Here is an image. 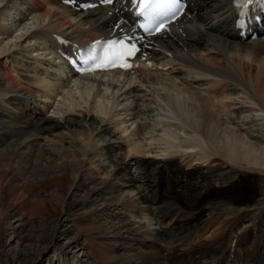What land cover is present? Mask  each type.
<instances>
[{
    "label": "bare ground",
    "instance_id": "bare-ground-1",
    "mask_svg": "<svg viewBox=\"0 0 264 264\" xmlns=\"http://www.w3.org/2000/svg\"><path fill=\"white\" fill-rule=\"evenodd\" d=\"M127 3L77 10L57 0H0V207L40 213L47 224L36 230L35 241L42 248L55 242V255L72 264H97L89 251L102 246L115 264H169L179 257L175 240H168L179 238L169 235L172 227L140 216V204L151 213L162 205L149 194L153 180L124 177L128 161H140L141 168L147 163L141 158H149L193 169L206 164L217 175L225 165L264 174V27L257 39L239 41L230 0H192L189 16L147 41V56L132 72L69 75L52 32L89 40L115 24L120 29ZM248 67L254 75H244ZM18 102L19 110L9 106ZM52 137L56 144L47 142ZM77 137L84 148L75 149L79 159L73 161L62 143ZM113 148L116 162L101 163L112 159ZM90 161L110 167L107 179L93 175ZM214 186L186 198L189 214ZM100 192L108 196L97 211L125 208L138 236L125 234V221L106 220L103 241L86 236L81 243V234L72 233L66 199L78 195L86 207ZM20 215L7 224L12 234ZM109 243L113 247L105 248Z\"/></svg>",
    "mask_w": 264,
    "mask_h": 264
},
{
    "label": "rangeland",
    "instance_id": "rangeland-1",
    "mask_svg": "<svg viewBox=\"0 0 264 264\" xmlns=\"http://www.w3.org/2000/svg\"><path fill=\"white\" fill-rule=\"evenodd\" d=\"M242 69L245 70V72H247L246 68H242ZM251 69L252 67H248L249 71ZM250 72H247V74L250 75L252 73L251 75H254L256 69H253V72L251 73ZM19 105L20 103H18V107L16 106V110L17 108L19 110L20 108ZM215 107L218 110L220 109L222 110V107L218 104H215ZM29 113L32 114L31 112ZM30 116L33 118L34 113L33 115H29V118ZM45 119L48 121V124L49 123L52 124L55 122L54 119L52 120L51 119L49 120L48 118ZM32 135L33 134L28 135V137H26L25 139L29 140L32 137ZM79 135L82 136L81 134ZM77 138L71 140V143L70 141H65V142L62 141L64 142L62 143L58 139V141L62 143V145H64L66 149L70 150L67 151V153L70 159H73V161L79 159V155L75 156V154L77 153L76 152L77 150L75 149H78L79 152H81L84 148L82 147L83 144H81L79 140L81 137H79L78 139ZM48 140L49 141L47 142L53 145L56 144L55 141L57 140V137H52L51 139ZM51 144H49V147H51ZM32 147H33L32 149H35L37 146L33 145ZM115 150H116L115 148L111 149V152L113 154L112 159H110L109 157L108 159L100 162L101 163L106 162L109 165L112 162L110 160H113L112 164L115 163L116 160L114 161L115 158L114 154L116 155L119 152L118 150L116 151ZM25 151L26 149L24 148L22 152ZM131 161L127 162V166ZM134 161L135 163H133L132 161V163L129 164V170L131 171L128 170L129 174L127 172V174L124 175V177L126 178L127 176L128 178L130 174H133L137 177L139 175H143V176L146 175L145 178L153 180L154 181L153 184L154 185L156 184L155 187L154 186L152 187L151 193H149L151 194V199L153 198L157 202V204L159 202L160 204L166 205L168 209L171 210V212H173L175 209L181 214V217L177 221L175 219L174 224L173 222L170 223L168 222V224H164L163 227H167V228L173 226L169 235H174V232L176 230L179 229L182 230L183 226L187 228L186 230L188 233L191 232V234L189 235L184 234L183 236L182 235L179 236L180 239H182L183 237H187L182 241L181 246L178 245V242L173 243V250L176 251L179 256L181 255L180 250L185 251L184 248L190 250L189 245L193 241L191 238L194 239V237H189L190 235H195V237L197 235H200L201 237L202 236L205 237L204 240H198L191 243L190 245L191 247L198 246L199 243L202 244V242L209 243L210 241V244L212 245L208 246V250H211L214 254L215 252H222L227 247V244L231 240V235L229 234L230 231H228L227 227L224 226H228V228L231 229V227L229 226L231 225L233 229L234 228L238 229L241 228L243 222H247L253 219L255 220L254 223L255 225L252 226L254 227V229L250 230V232L249 230L246 231L244 230L241 231L240 233L241 235L244 236L243 237L244 239L243 240L241 239L240 243H243L247 238L246 240L247 244L245 241V246H242V248L245 249V251L248 253L250 257L253 258L254 252L253 250L249 249L248 243L252 241L257 243L260 240L261 243L264 242V174H259L253 171L250 172L247 170L240 171V169L236 167H229L228 165H225L223 169L220 171L221 174L217 175L214 173V171H210L206 166V164L196 167L194 169L196 171L193 172L189 171L190 169L189 167L187 166L185 167L184 165H182L181 168L177 171L180 173V179H179L176 177L177 173H174L175 171L172 172V170H170L171 167H167V165H172L171 163L168 164L169 161L154 162L155 164L157 163V165H155L153 164L154 160H149L151 162L148 161L147 165H143L145 168L143 167L141 168L140 161L139 163H136L137 160ZM172 161H176V160H172ZM90 162H91V169L93 175L101 179V181L107 179L108 177L107 173L109 168L106 169V167H109L110 165L108 166L106 164L104 168L103 166H99L97 163H94L97 162L96 159L94 160V162L93 161ZM162 166L167 168L163 169ZM173 167H174L173 169L176 168L175 166ZM177 167H179L178 163H177ZM143 169H147L146 170L147 172L144 171ZM214 183L216 184V186L212 187L208 191L207 193L208 195L206 199L202 201L193 211H191L192 213H196L197 209H199L198 210L199 212L194 216L190 217L189 211L191 209H189V205L187 206L186 204V202H188L186 201V198L195 196L198 192H201L203 190L205 191V189L209 187V185H212ZM138 184L141 185L142 181H139ZM159 190L162 191L161 196H158L157 192ZM107 196L108 194H106V192L98 193L94 197L95 200L91 203L86 204V207L80 206L81 200L79 199L78 195H75L73 199L72 198L66 199V205L64 208L65 216H66V224L69 226V229L72 230V233L76 232L81 234L80 237L81 243L86 242L85 240L86 236L91 238L93 237L94 239L97 238L99 241H103V239L100 238V237L103 238V236H100L101 232H103L101 223H106V221H112V222L125 221L124 222L125 223L124 228L126 227L125 234L128 235V237H131V231H133L137 234L136 236L139 235L140 228L138 227L136 228V226L133 227L132 224L129 225V222L131 223L129 218L132 219L134 217L131 214H127L125 208L119 207L120 209H118L119 210L118 211L109 207V209L107 208V210L101 211V213L97 211L99 204L102 202L103 199L107 198ZM184 196L185 198H183ZM145 205H147V203H144L143 207L140 208V212H141L140 216L146 214L147 218H150L152 223L156 222L155 217L153 216L154 213H151V211L147 212L145 209L146 208ZM239 206H242L243 208ZM256 212L257 213L262 212V213L257 218H255L254 214ZM21 213L22 215H20ZM205 213L209 215L208 218L210 222L207 224L208 227L206 225H203L204 221H206L204 220L206 217ZM19 215L22 217L17 222H13L14 229L12 234L10 232V229H6V227L8 226L7 224L11 223L12 220L14 221L13 218L11 219V216L19 217ZM39 215L40 213L35 215L30 214L27 206H22L21 208H18V210L14 212H11L9 210L7 211L0 207V264H51L52 258L54 259V264H72L71 261L65 262L62 256L57 257L58 255H55L56 254L54 251L55 242H53V244H50L45 248H42V244H41L42 242L40 243L39 241H35L36 239L35 235H37L36 230H38L39 228H44L47 224V219L44 220ZM158 223L159 222H157V224ZM160 224L163 225L162 221L160 222ZM196 224L203 225L204 228L199 227L197 230L193 231V227H195ZM250 225L251 222L244 224V227H248ZM48 226L50 227V225ZM153 226L155 225L153 224ZM158 226L159 225L155 227ZM210 228L211 230L208 232V229ZM162 229L163 230L159 232L161 233L165 232L164 231L165 228ZM184 231L185 230L183 229L181 233H183ZM222 232H225L226 235L219 236V234ZM72 233H70V235H72ZM216 235L219 237L216 240L212 241V239H214ZM103 247L104 246L100 248L101 250L98 248L99 253L97 249H90L89 252L91 256L97 261V264H115L113 259L108 260L107 257H104L102 253ZM108 247H113V246L112 244L109 243L105 245V248L108 249ZM235 250H236L235 244L232 245L230 243L226 250V254L223 255L221 258L218 259L214 258L212 259V261L204 260L202 262L203 264H206V261L208 262L207 264H210V262L222 263L224 261V258H226L225 261L227 262L226 264H228L229 262H231L229 259L230 254H233ZM124 253H128V252L125 251ZM116 254L120 255L119 252H116ZM195 255L196 256H194V259H197L199 257L201 260V257L199 255L197 254ZM192 258L193 257H189L187 258V260H192Z\"/></svg>",
    "mask_w": 264,
    "mask_h": 264
},
{
    "label": "snow or ice",
    "instance_id": "snow-or-ice-1",
    "mask_svg": "<svg viewBox=\"0 0 264 264\" xmlns=\"http://www.w3.org/2000/svg\"><path fill=\"white\" fill-rule=\"evenodd\" d=\"M104 3H111L112 0H103ZM254 2H261V0H235L237 9L247 8L248 5ZM135 7L143 14L145 18V24L141 25L146 29L152 28L153 22H155L154 31H162L165 27V20L170 14L175 17L180 11L182 5L181 0H133ZM245 13L243 11H238V24L243 27L245 21L242 19ZM101 43L106 45L102 49L103 55L99 56L95 49L100 46ZM119 45V51H113ZM136 49L135 45L130 47L125 44L123 39L121 40H105L103 42L96 41L93 46L89 47L88 51L82 54L79 59L83 63L87 64L89 61L95 64L97 68H107V67H122L130 68L131 64L127 63L126 57L135 55ZM99 61V62H97ZM73 63L76 61L73 60ZM84 70H94V69H84Z\"/></svg>",
    "mask_w": 264,
    "mask_h": 264
}]
</instances>
